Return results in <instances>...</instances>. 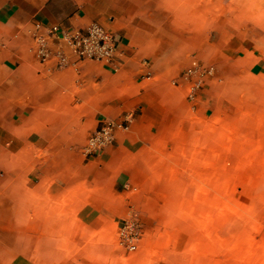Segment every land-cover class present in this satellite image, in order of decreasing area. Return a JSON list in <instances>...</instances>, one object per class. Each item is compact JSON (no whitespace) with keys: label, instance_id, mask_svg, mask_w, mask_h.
I'll use <instances>...</instances> for the list:
<instances>
[{"label":"crops","instance_id":"0c3cea01","mask_svg":"<svg viewBox=\"0 0 264 264\" xmlns=\"http://www.w3.org/2000/svg\"><path fill=\"white\" fill-rule=\"evenodd\" d=\"M230 1L0 0V264H145V206L186 160L179 147L221 126L227 66L264 80ZM90 21L116 37L117 68L73 64L55 37L39 60L35 35ZM192 60L214 72L191 94L195 78L181 74ZM130 114L110 144L85 152L104 121ZM128 213L140 226L133 251L117 243Z\"/></svg>","mask_w":264,"mask_h":264},{"label":"rangeland","instance_id":"374dc122","mask_svg":"<svg viewBox=\"0 0 264 264\" xmlns=\"http://www.w3.org/2000/svg\"><path fill=\"white\" fill-rule=\"evenodd\" d=\"M228 8L264 60V0ZM227 68L221 126L179 147L186 160L172 162L145 206V264H264V80Z\"/></svg>","mask_w":264,"mask_h":264},{"label":"built area","instance_id":"2783aa9c","mask_svg":"<svg viewBox=\"0 0 264 264\" xmlns=\"http://www.w3.org/2000/svg\"><path fill=\"white\" fill-rule=\"evenodd\" d=\"M55 37L69 52L75 56L73 64L77 60L87 59L104 63L112 68L118 67V54L121 52L118 41L113 33L107 31L96 21H90L82 28H72L59 30L57 26H51L45 35L37 34L34 36L35 51L40 61H44L50 54L49 38ZM63 46L55 50L58 58V65L63 66L68 63L67 54ZM213 66H202L197 60H192L182 71L184 79L195 78L191 84L190 91L197 89L201 85L202 77L212 75ZM131 114L126 115L120 121L106 120L87 138L84 146L85 152L97 153L114 139L116 128H127V122ZM140 234V226L137 218L132 213L123 218L119 229L117 243L122 248L132 251L137 247V240Z\"/></svg>","mask_w":264,"mask_h":264}]
</instances>
